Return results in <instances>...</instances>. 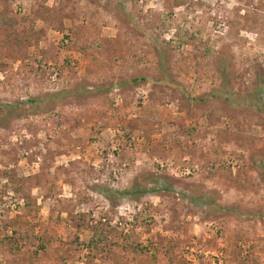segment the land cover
I'll use <instances>...</instances> for the list:
<instances>
[{"label":"rangeland","instance_id":"1","mask_svg":"<svg viewBox=\"0 0 264 264\" xmlns=\"http://www.w3.org/2000/svg\"><path fill=\"white\" fill-rule=\"evenodd\" d=\"M1 19L39 37L0 60V264H60L9 238L28 223L70 264H100L95 223L139 237L122 264H264V120L207 97L224 71L264 96V0H0ZM146 29L179 85L134 82L163 52Z\"/></svg>","mask_w":264,"mask_h":264},{"label":"trees","instance_id":"2","mask_svg":"<svg viewBox=\"0 0 264 264\" xmlns=\"http://www.w3.org/2000/svg\"><path fill=\"white\" fill-rule=\"evenodd\" d=\"M180 4L181 3L177 1L176 5L178 6ZM123 5L124 4H122V8L127 10ZM144 33L148 35L152 43L155 44L156 49L159 51L163 50V52L159 59V64L148 66L146 72L133 78L134 82L139 84L148 81H159L160 83H168L171 81L173 85H179L180 83L175 82L174 79L170 78L172 72L171 67L165 59V56L168 54L166 43L162 42V38L155 36V33H151L148 29H146ZM38 37V31L34 27H26L20 23L12 25L6 20L1 19L0 60L9 61L24 58L28 54L32 42ZM220 76L223 79V83H220L215 90L209 92L207 97L220 99L226 104V106H229V104H233L234 106L243 104V108L251 109L253 113L259 115L264 120V96H262V93L260 94L259 91L254 90L250 97L240 98L238 94L232 92L226 72H220ZM259 85L261 88L262 83ZM183 87L184 86L182 85L181 90L184 94V98H191L192 91ZM254 161V168L258 172L261 181L264 183V153H256ZM143 192L145 191L135 186L131 189L124 190L123 194L135 198L142 195ZM203 201L206 203L205 200ZM26 204H28L27 201ZM204 211L209 213L206 208H204ZM262 216L264 217L263 212ZM138 220H140L139 217H137V221ZM77 227L75 235L76 238H79V232L83 231L84 226L79 223ZM91 228L92 234L90 239L86 243H80V249L86 251V257L90 260L98 258L100 259V264H122V261L129 254L135 256L137 259V257L140 258L145 253V249L142 248L139 237H134L133 234L118 235L114 230H110L99 223H95ZM9 238L17 243L18 248L27 246L29 250H33L36 254L41 252L48 255L50 258L60 259V264H70L72 261L68 259V255L67 257L63 254L62 246L67 248V243L64 245L58 236H54L52 233H43V231L37 233L36 228L30 226L29 223L25 226L23 231H17V229H14L12 235H9ZM164 255L165 257L168 256V259L171 260L172 258H177V254L173 248L167 252L165 251Z\"/></svg>","mask_w":264,"mask_h":264}]
</instances>
